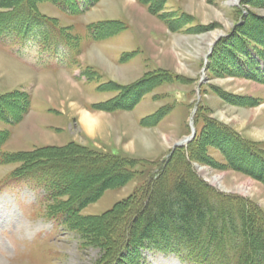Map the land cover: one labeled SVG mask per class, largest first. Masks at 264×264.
<instances>
[{"label":"rangeland","instance_id":"obj_1","mask_svg":"<svg viewBox=\"0 0 264 264\" xmlns=\"http://www.w3.org/2000/svg\"><path fill=\"white\" fill-rule=\"evenodd\" d=\"M39 5L42 12L59 18L62 25L74 23L78 16L62 11L49 1H42ZM166 9L176 13L184 12L185 20L179 24L183 26L182 29L193 27L178 33L171 29L170 35L167 34L155 43L154 40L151 42L152 37L146 30H141L139 36L145 43H153L157 50L152 51L153 59L161 61L164 64L161 66L174 70L180 77V83L155 87L148 94L144 93L135 108L130 110H91V114H104L98 118L94 128L83 126L80 121L85 111H90L88 104L106 101L116 92L99 91L100 82L95 79L87 80L84 76L75 79L82 75L79 67L62 65L63 62L56 56L49 59L47 55L38 53L37 48L20 52L19 46H30L27 43L23 42L22 45L21 42L9 39L0 41V51L7 58L17 61L18 66L20 64L29 70L15 66L12 63L14 60L5 59L12 61L6 62L8 68L17 67L24 75L23 79H13L1 69L0 92L23 88L32 98L31 110L23 121L17 127H10L11 138L5 147L21 151L39 145H63L72 140L81 145L127 156L131 161L136 160V164H145L144 168L149 170L166 158L170 151L174 154L178 147L174 145L182 143L190 134V117L196 104H201L199 128L203 124L206 127V123L210 127L206 128L204 139L194 147L195 157L191 158L186 153V160L191 162L186 165L181 160L179 168L171 171L172 175L178 176L182 171H187L188 167L194 168L195 173L208 186L221 194L240 196L264 213V182L257 178L253 170L246 169L249 173L241 167H234L229 157L235 153V145L241 147L240 152L246 148L245 145L250 144L264 149V82L240 75L238 68L242 60L233 52L237 50L243 56V45L252 39L254 45H249L259 47L255 45L262 43L264 46V0H168ZM131 12L136 19L139 18L133 9ZM74 29L87 33L86 26L77 24ZM231 32L234 33L228 40L222 41L219 38ZM171 37L172 41L168 43ZM216 41L220 43L215 52L212 50L210 62L203 73L205 57ZM80 56L83 58L84 54ZM250 56L256 57L263 66L264 55L253 48ZM81 61L82 65H86L85 59ZM137 69L127 73V77L121 80L110 74L107 77L113 82L114 89L121 88L144 76L143 68ZM55 70L59 72L51 73ZM61 73L66 76L62 77L76 86V90L68 96L62 94L60 89L64 83L59 78ZM58 79H61V84L57 82ZM144 118L147 119L141 121ZM131 125L135 128V134L139 135L134 137L137 146L135 150L130 148L133 137L127 134ZM7 127V123L0 122V128ZM213 129L220 130L218 138L210 133ZM242 153L243 158L251 155L248 150ZM239 155L235 154V157ZM242 162L247 163L245 159ZM135 163L134 169L139 166L135 167ZM13 168L12 164L0 165V264H103L104 248L99 241L104 239L108 227L114 223L111 217H106V224L105 218L97 220V216L127 198L142 181L143 175H134L120 187L107 189L98 200L82 210V215L87 218L84 226L90 230L87 237L58 226L47 218L43 190L34 188L26 180L9 178ZM201 168L208 170V174L203 175ZM215 176H220L218 183L211 181ZM188 177L191 183L198 181L193 172H189ZM196 184L201 186L200 181ZM141 253L142 258L136 264H196L189 258H180L176 254L163 253L150 247H143Z\"/></svg>","mask_w":264,"mask_h":264},{"label":"trees","instance_id":"obj_2","mask_svg":"<svg viewBox=\"0 0 264 264\" xmlns=\"http://www.w3.org/2000/svg\"><path fill=\"white\" fill-rule=\"evenodd\" d=\"M42 1H49L66 13L77 15L95 6L99 0H0V41L9 39L36 46L43 55L56 56L69 67H80L87 80L100 82L99 91L116 92L106 101L88 104L90 110H130L155 87L180 83L179 75L154 69L135 83L114 89L113 82L103 79L95 68L81 65L79 56L85 39L100 41L113 34L117 25L124 23L92 22L86 25L87 33L83 34L77 32L74 25H62L59 18L42 12L39 5ZM138 1L172 30H182L183 26L179 24L185 20V14L168 11V0ZM234 32L221 40H228ZM219 43L215 44L213 52ZM250 43L254 45V40ZM250 43L243 45V56L232 50L242 60L238 68L240 75L264 82V62L261 66L256 57L250 56L253 48L264 55V48L260 47L263 44L258 42L259 45L255 46L259 47H254ZM31 107V95L23 88L0 92V122L8 125L0 128V165H14L9 178L26 180L34 188L43 190L45 216L58 226L88 237L90 230L84 226L87 218L82 215V210L98 200L107 189L120 187L134 175H143L142 181L127 198L97 216V220L105 218L104 222L108 219L106 217H111L114 223L99 241L104 248L103 264H136L142 258L143 247L189 258L196 264H264V213L261 209L240 196L221 194L208 186L194 168L188 167L178 176L171 173L174 168H179L181 160L186 165L191 162L186 160V153L195 157L194 147L204 139L206 128L210 127L206 123V127L203 124L199 128L201 104L195 115L197 135L187 146L177 147L174 154L170 151L149 170L144 168L145 164H136V160L131 161L127 156L72 140L63 145H39L21 151L7 149L5 145L12 133L10 127L19 125ZM210 133L218 138L221 132L213 129ZM234 147L235 153L229 155L233 166L253 170L264 182V149L255 144L245 145L242 150H248L251 155L243 158L241 147ZM235 154L240 155L237 158ZM244 159L247 163L242 162ZM134 163L135 167L139 165L135 169ZM87 168L92 169L84 172ZM189 172L195 174L201 186L196 184L197 180L195 184L191 183Z\"/></svg>","mask_w":264,"mask_h":264},{"label":"crops","instance_id":"obj_3","mask_svg":"<svg viewBox=\"0 0 264 264\" xmlns=\"http://www.w3.org/2000/svg\"><path fill=\"white\" fill-rule=\"evenodd\" d=\"M128 1L129 4L127 6H123L121 4V0H99L98 3L89 10L77 14L78 16L73 21L74 23H68L74 26H76L77 24L86 26L89 23L97 21H116L124 23V25H115V32L100 41L86 39L81 53L84 54V56L83 58H81L82 56H79L80 63L82 62L81 59H85L86 65L95 68L102 75V78L106 80L109 79L107 77L109 76V74L104 70V68L90 61L86 57L87 53L91 51L99 53L104 60L110 62V65L120 71L121 74H124L121 75L118 80H121V78L128 75L127 73H131L137 68H143L142 70L144 74L154 69H163L167 71L169 70V72L177 74L174 70L161 66L159 63L160 61L158 62L156 59H153V52L156 50V48H154V45L151 42H153L154 40L155 43L158 39H164L167 34L170 35L171 28L167 26L163 19L152 14L148 10V8L141 4L138 0ZM132 9L135 11V13H138V19H136L132 14ZM58 13L61 17V12L59 11ZM186 29L187 28H184L182 30ZM141 30H146L147 34L150 33L152 37H150L152 39L150 43L147 41L145 43L142 40L141 36H139V34H141L142 32ZM181 31L179 30L176 32L178 33ZM172 37L167 41L168 43H170L169 41H172ZM79 69L81 68L79 67ZM56 72L59 71L55 70V72L51 73ZM73 74L74 73H72V77ZM77 77L81 78L82 75L76 76L74 78L76 79ZM87 112L92 113L93 111L91 112V110H88Z\"/></svg>","mask_w":264,"mask_h":264},{"label":"bare ground","instance_id":"obj_4","mask_svg":"<svg viewBox=\"0 0 264 264\" xmlns=\"http://www.w3.org/2000/svg\"><path fill=\"white\" fill-rule=\"evenodd\" d=\"M236 1V0H235ZM121 4L123 5V6H127L128 4H129V1L128 0H121ZM141 11V10H140ZM145 15V14H144ZM86 57L90 60V61H92L93 63H96V64H98L99 66H101L102 68H104V70L108 73V74H110L112 77H114L115 79H118V78H120V76L121 75H124V74H121V75H119V73L120 72H118L117 71V69L115 68V67H113L112 65H110L106 60H104L101 56H100V54L99 53H97V52H95V51H91V52H89L87 55H86ZM9 60V59H11L12 61L14 60V59H12V58H7L6 57V55L3 53V52H1L0 51V70L2 69L4 72H5V74H9V75H11V77L13 78V79H20V78H22V74L24 75V72L21 70V69H17V67L15 68V67H13V68H8L7 67V64H6V62H8V61H6V60ZM10 60V62H12ZM15 61V60H14ZM10 62H8V63H10ZM17 61H15V62H12L15 66L17 65L18 66V64L16 63ZM160 64L161 65H164V64H162V62L160 61ZM19 68H22V69H24L25 71H29V70H26V68L25 67H22L20 64H19V66H18ZM8 69V70H7ZM62 74V73H61ZM60 74V75H61ZM62 76H64V74H62L61 76H59V78H62L63 79V81H64V83H62V82H60V80L61 79H58L59 81H57L59 84H61L62 83V85H60L61 87H60V89H61V92H62V94H67V96L70 94V93H72L74 90H76V86H75V84L72 82V81H70V80H68V79H65L64 77H66V76H64V77H62ZM24 77V76H23ZM23 79V78H22ZM67 81V82H66ZM134 92V91H133ZM104 114L103 113H97V114H91V113H88L87 111H85V113L83 114V116L81 117V119H80V121H81V124L83 125V126H86V127H90V128H94L96 125H97V120H98V118H100V117H102ZM94 118H96V119H94ZM127 134H130V136H132L133 137V141L131 142V144H130V148H132L133 150H135V147H137L136 146V144H135V139H134V137L136 136V137H139V135L137 136L136 134H135V128L131 125L129 128H128V131H127ZM135 137V138H136ZM187 140L185 139L182 143H185ZM169 145H170V142H169ZM208 170H206V169H204V168H201V173L203 174V175H206V174H208V172H207ZM219 179H220V176H215V177H212L211 178V181L213 182V183H218L219 182ZM253 182V181H252ZM254 184H257L256 182L254 183Z\"/></svg>","mask_w":264,"mask_h":264},{"label":"water","instance_id":"obj_5","mask_svg":"<svg viewBox=\"0 0 264 264\" xmlns=\"http://www.w3.org/2000/svg\"><path fill=\"white\" fill-rule=\"evenodd\" d=\"M226 35H227V34L222 35V36H220L219 38H222V37H224V36H226ZM216 43H217V41L212 45V47H211L209 53L206 55V64H205V67H204L205 70L207 69L206 65H207V61H208V59H209V56L211 55L212 50L214 49V46H215ZM195 134H196V130H194V132H193V134H192L191 136L193 137ZM189 139H190V138H189ZM178 145H179V144L176 143V144L174 145V147H176V146H178Z\"/></svg>","mask_w":264,"mask_h":264}]
</instances>
